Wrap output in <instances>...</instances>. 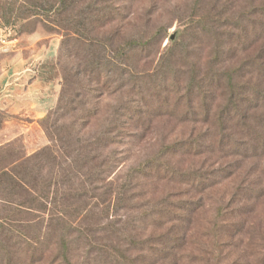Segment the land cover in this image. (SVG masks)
I'll list each match as a JSON object with an SVG mask.
<instances>
[{
	"label": "trees",
	"instance_id": "obj_1",
	"mask_svg": "<svg viewBox=\"0 0 264 264\" xmlns=\"http://www.w3.org/2000/svg\"><path fill=\"white\" fill-rule=\"evenodd\" d=\"M135 1L22 0L17 6L25 18L40 19L61 35V90L55 110L42 121L48 146L30 156L21 145L0 148V264H181V226H187L186 216L195 215L198 203L164 198L159 209L143 212L133 227L175 222L172 230L147 239L126 232L128 223L123 222L124 228H109L112 244L108 238L104 244L95 236L105 228H93L89 221L124 210L129 187L113 190L105 181L119 163L118 149L154 117L198 122L209 129L162 143L132 168L143 179L204 195L214 183L206 175L215 171L179 170L168 159L198 158L205 148L242 159L264 155V4L248 0L246 7L221 17L216 0L187 24L189 39L200 35L209 43L203 49L209 48L211 65L202 78L194 62L201 48L192 40L174 53L166 48L154 72L145 74L157 33L146 25L132 29L129 4ZM15 4L0 0V23L19 20L18 13L6 8ZM250 52L253 57L245 58ZM235 58L238 67L216 69ZM247 66L262 76V83H236ZM215 91L222 92L223 100L211 108ZM222 218L219 207L208 234L212 245L218 242Z\"/></svg>",
	"mask_w": 264,
	"mask_h": 264
},
{
	"label": "rangeland",
	"instance_id": "obj_2",
	"mask_svg": "<svg viewBox=\"0 0 264 264\" xmlns=\"http://www.w3.org/2000/svg\"><path fill=\"white\" fill-rule=\"evenodd\" d=\"M5 1L6 4L16 2L15 7L7 5L6 8L18 13L19 20H12L8 25L0 23V148L21 145L25 155L30 156L49 145L42 121L55 110L58 103L61 75L57 61L62 37L40 19L25 18L17 7L22 0ZM247 2L220 0L217 4L216 0H136L130 3L129 9L134 13L132 29L138 30L146 25L149 32L157 33L151 44L150 52L153 55L145 65V74L154 72L160 54L166 48L174 53L179 51L182 44L186 45L192 40L201 48L196 52L194 62L202 70L200 77L203 78V70L211 65L209 48L203 49L209 43L200 35L197 39H189L187 24L206 12L207 3H216V12L225 17L240 6L246 7ZM253 2L255 5L264 4V0ZM223 31L220 30V33ZM246 57L253 55L250 52ZM238 61L237 58L232 59L230 64H220L216 69L225 71L236 68ZM260 77L247 66L236 83L257 85L262 81ZM160 78L158 75L157 80ZM222 100V92L215 91L213 99L209 101L211 108L220 105ZM208 129V126L198 122H180L170 116L154 117L150 124L138 126L136 132L140 135L127 140L125 146L118 149L119 163L113 175L105 181L113 184V190L127 185L129 193L125 194V198L130 200L124 210H109L106 219L94 216L89 220L93 228H105L95 237L102 239L104 244L108 238L112 244L113 238L107 231L113 226L123 227V222L128 223L123 227L126 232L143 239L172 230L175 222L165 220L155 225L133 227L143 212L159 209L163 206V199L170 198L171 201L198 203L195 215L186 216L189 219L187 226H181L186 235L183 236L181 253L185 258L181 264H213L215 261L216 264H264V155L242 159L218 155L217 152L212 154L205 148L198 158L177 156L168 159L170 166L179 170L215 171V174L206 175L214 183L204 195H195L183 186L143 179L131 173L132 168L154 155L162 143L181 140L189 133L206 132ZM142 192H146L145 195ZM219 207L223 216L221 229L218 231V242L212 245L208 234ZM94 211L97 213L96 209ZM132 228L137 232H131ZM77 254L80 257L83 255L82 251Z\"/></svg>",
	"mask_w": 264,
	"mask_h": 264
}]
</instances>
